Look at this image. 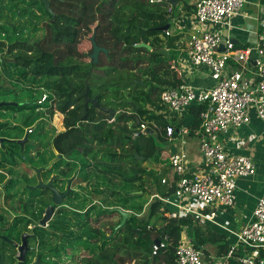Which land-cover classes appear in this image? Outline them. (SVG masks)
I'll return each mask as SVG.
<instances>
[{
  "label": "trees",
  "instance_id": "obj_1",
  "mask_svg": "<svg viewBox=\"0 0 264 264\" xmlns=\"http://www.w3.org/2000/svg\"><path fill=\"white\" fill-rule=\"evenodd\" d=\"M48 2L53 17L44 11L39 0H30L27 3V7L35 8L49 18L43 24V38L38 42L39 45L29 41H0V68L3 76L11 83H18L29 90L41 87L49 94L46 102L0 105V110L14 113L30 111L29 116L23 114L21 119L25 128L31 129L37 123L31 133L27 134L26 142L32 144L34 151H38L39 147L33 139L28 141L29 136L34 134L36 129H41V124L46 120L45 114L48 118L55 113L63 116L64 130L55 134L51 141L52 148L59 155L56 168L64 160L62 156L74 155L92 162H105L108 164L107 170L117 174L116 176H121L118 167L120 164L130 165L134 168L132 172L141 170L138 174L146 179L141 188L143 194L146 182H151L145 177L147 173H155L160 177V185L164 187L161 183L163 171L158 173L151 169L144 173L140 169L141 160H144L140 141L145 137L134 136L139 132L142 123L154 130V134L157 133L159 141H163V137L167 136V127L174 128L172 136L175 137L176 130L183 126L181 123L172 125L159 113L162 109L161 92L166 88L181 86L176 76L167 72L168 57L164 52V42L168 36L163 28H168L169 18L175 6L168 1L149 0H112L108 4L109 7H104V0ZM89 24H93L91 37L94 36L98 47L107 50V54H99L97 63H92L89 55L86 62L75 59V46L81 39L80 30H90ZM89 44L92 51L90 39ZM141 44L150 49L141 47ZM94 100L97 101L98 107L94 105ZM105 109L115 112L112 119ZM205 110V103L193 104L187 109L193 117L192 124L186 127L189 128L190 134L199 128L200 114ZM135 118L139 121L138 127H135ZM2 127L4 125L0 123V128ZM5 142L14 147L10 154L12 165H15L16 160L21 157L18 152L23 151L26 143L20 148L16 141ZM151 147L155 148L153 162H165L162 158L164 150L158 149L155 140ZM132 175L125 178L134 181L131 179ZM16 184L17 180L10 179L4 185L8 189H15ZM167 187L162 196L173 193L174 184L171 183ZM25 190L27 191V188ZM21 191L7 194L4 201L7 202L19 194H26ZM39 194L38 189H31L28 200L32 202ZM93 194L99 197L105 195L102 205L91 204L90 200L89 208L86 207L88 209L85 208L82 213H72L76 214L75 217L70 216L72 219L62 222L64 229L74 228L77 233L63 231L62 245L69 250L72 257L70 261L62 262L60 259V262L54 264H175V249L187 228L193 230L188 236L189 240L193 245L196 244V249L203 251L208 264H211V255L204 249L205 245L216 247V258L225 256L228 252L225 234L212 230V227L194 215L182 214L176 218L161 216L160 226L150 225L149 221L155 215L168 212L165 205L157 199L149 202L147 211L143 209V205L133 207L135 212H131L125 225L115 232L121 217L112 210L117 208L116 205L108 204L106 197L108 194L118 196L121 208L129 210L125 206L139 195L130 191L121 193L111 186L101 185L99 188L93 187ZM120 194L124 197L120 198ZM21 200L18 202V211L26 213L29 201L22 203ZM139 214L141 216L138 217ZM114 217L118 218L116 223L111 220ZM156 240L164 246L153 254ZM72 242L78 244L77 247L72 245Z\"/></svg>",
  "mask_w": 264,
  "mask_h": 264
},
{
  "label": "built area",
  "instance_id": "obj_2",
  "mask_svg": "<svg viewBox=\"0 0 264 264\" xmlns=\"http://www.w3.org/2000/svg\"><path fill=\"white\" fill-rule=\"evenodd\" d=\"M161 2L168 0H149ZM262 1L264 0H256ZM248 0H195L194 16L200 25L222 26L241 15ZM247 31V30H246ZM256 33V43L250 47L240 48L223 37L222 33L203 31L192 35L186 47L189 63L194 67H206L210 71L214 84L201 95L197 90L180 86L166 88L160 94L161 110L159 113L175 125L180 113L193 104L204 100L206 110L200 114V125L195 134L199 140V157L204 170L193 175H187L181 155H172L169 164L173 169L174 180L161 183L168 186L174 184L175 201L153 195L157 199L177 211L166 214L167 218H176L182 214H191L210 224H215L221 230L233 236L235 242L229 245L228 252L220 258H211V264H264V194L257 200L249 222L239 230H228L214 222L215 218L232 209L235 203L237 180L252 176L255 166L249 157L228 156L222 137L231 127H240L248 121V113L253 111L264 124V17L259 20V30ZM165 35L169 33L165 31ZM6 38L5 32H0V41ZM5 42V41H4ZM223 45V51L220 46ZM255 69L250 77L249 67ZM36 100L37 104L45 102L47 94ZM148 128L146 123L139 126V132ZM33 129H28L27 134ZM173 127H167L166 134L171 136ZM184 127L177 130V136L187 135ZM190 201L200 205L209 213L189 212L181 202ZM184 233V232H183ZM182 233L175 249V264H208L203 251L196 249L187 236ZM164 244L153 246L155 251Z\"/></svg>",
  "mask_w": 264,
  "mask_h": 264
},
{
  "label": "crops",
  "instance_id": "obj_3",
  "mask_svg": "<svg viewBox=\"0 0 264 264\" xmlns=\"http://www.w3.org/2000/svg\"><path fill=\"white\" fill-rule=\"evenodd\" d=\"M194 3L195 0H178L174 5L175 9L171 12L168 28L164 30V32L167 31L169 33V36L166 37L167 39H165L164 42V52L168 57L166 65L167 72H170L171 74L173 73V75L176 76V79L181 82V86L191 87L197 90L201 95H204V93H206V91H208L214 84L210 76V71L206 67L194 68L187 58L186 47L192 35H198L206 29L211 28H208L210 27L209 25H200L197 23L194 16ZM263 17L264 2L248 0L247 4L241 11V15L232 17L228 21V24L214 27H221V29H219L220 33H222V35L225 33L226 38L231 40L235 46L240 48L247 46L250 47L256 43L255 32L259 30V20ZM2 31L7 35L4 39L6 43L17 40L14 37L8 38L10 34L5 30ZM219 49L220 51H223V47L220 46ZM262 61L264 64V56ZM249 70L251 73L248 75L253 77L255 73L254 67L250 65ZM3 78L5 81L2 84V88L0 86V105L31 104L35 103L38 97L42 95L41 87H34L32 90H29L18 83H11L4 76ZM199 103H205V101L202 100ZM23 114L29 116L30 111L14 113L12 111L6 112L0 110V123H3L4 125V127L0 128V139H6V141H18L23 139L29 128L26 129V133L21 137H17L16 131L13 129L14 124L18 120H21L23 123V119H21ZM177 118L178 119L175 120V123H181L183 125L180 128L184 126V128H186L188 125H191L193 121V117L189 115L187 110L182 111ZM186 129L189 131V128ZM177 130L175 132V137L172 135L163 137V147L157 146L158 149L160 148L164 150L162 158L165 159V162L161 161L159 164L154 163V170L158 173L163 171V179H166L167 183L173 182L174 180L173 169L169 164V158L172 155H181L184 162L185 172L189 176L204 170L199 157V140L198 136L195 134L196 131L193 134L188 132L187 135L177 136ZM222 141L226 146L228 156L249 157L255 166V172L252 176L243 177L237 180L235 203L232 209L219 214L214 220L216 224L222 225L230 231H237L245 223L249 222L257 200L264 194V124L256 117L253 111H250L248 113L247 123L240 127H231L222 137ZM5 143L9 144L5 141L0 144V174L5 178V181L9 182L10 179H15L17 180L15 186L19 188L22 184V188H24V185L26 184L25 178L28 177L22 175L21 172L9 173V170L11 169L10 165L13 163L10 153H12L14 149H6ZM23 151L20 152V156H22L21 154L30 151V149L25 152ZM167 186L164 184V192L168 188ZM0 187L2 186L0 185ZM7 194L8 193L4 192V203H6L4 198ZM152 196L153 195L150 196V199ZM162 197L169 201H175L173 194ZM162 204L165 205V203ZM181 204L184 207H189V212H196L199 214L209 213L208 208L203 210L200 205L192 204L190 201L183 200ZM165 207L168 213L177 211L174 207L167 205H165ZM162 216L166 217V214H163ZM204 223L207 224V222ZM208 225L212 227V230L225 234L228 246L235 242L234 237L229 235L227 231L221 230L215 224L208 223ZM183 232V234L188 237L193 233V230L187 228ZM204 249L211 255V261V258L215 257L214 254L217 250L216 247L207 244L204 246Z\"/></svg>",
  "mask_w": 264,
  "mask_h": 264
},
{
  "label": "rangeland",
  "instance_id": "obj_4",
  "mask_svg": "<svg viewBox=\"0 0 264 264\" xmlns=\"http://www.w3.org/2000/svg\"><path fill=\"white\" fill-rule=\"evenodd\" d=\"M111 1L112 0H104V7H109L108 4ZM27 16L31 17L36 22H40L41 20L47 18L44 15V13L40 12V14H38V13H35L34 11L29 12L27 14ZM209 26L210 27H208V28H211V29H206L205 31L216 32V33L220 32L219 29H221V27H214L212 25H209ZM89 28H90V30L89 29H81L80 30V38L81 39L79 38L80 40L77 42V44L75 46V52L77 53V54H75V59H77L80 62H86V58L91 52L89 39H90L91 34H92L91 29L93 28V24H89ZM16 29L4 28L3 30L7 31L10 34V36L8 38H13V36H14V38L19 39V41H30V43H35L36 45L40 44V43H38L41 40V36H42V30L40 29V27H36L33 25V23H31V24L29 23L27 25H22L18 31H13ZM6 37H7V35H6ZM4 81L5 80L3 78V74H2V72H0V86H1V88H2V84ZM42 95H43V91H42ZM62 118H63L62 115L59 113H55L50 119H48V116H46L47 120L45 123L43 122L41 124V126H42L41 129L39 131H38V129H36L34 134H31L29 136V140H28L29 142L31 139H33L34 143H36L39 148H40V146H42L44 149L48 150L49 153L43 154L44 156L39 159L38 156L33 157V156H31L32 153L30 154L28 152L27 153L25 152L24 154H21L22 156L20 158H18V160H16L15 165H10L11 169L9 170V173L21 172L22 175H24L25 177H28V178H25V181H26V184L24 185L25 187L27 185L28 186H31V185L35 186L36 181H38L37 176H36V169L40 168V166H38V165L42 161L41 159L44 158V160H43L44 162H49L50 160L53 159V154L49 150L50 149L49 148L50 147L49 142L51 140L52 135H54L55 130H57L58 132H60V131L62 132L64 130L63 126H62ZM36 124L37 123H35L33 125L34 128H35ZM14 126H16L13 129L16 131L17 137H21L24 133H26L27 128L23 127V123L21 122V120H18L14 124ZM53 127L55 128V130ZM144 137H145V139L143 138L140 141V144L142 147L141 155H142V158L144 157V160L143 159L141 160L142 164H141L140 169H142V171L145 173V172H148L149 170L155 168V164L153 162V156H152L155 148L151 147V145L153 144V140H155L157 143V146H160V147H163L164 141H161V140L159 141L157 139V133L149 136L153 140L146 135H144ZM40 140H41V142H40ZM5 148L6 149H8V148L14 149L13 146H10L7 143H5ZM20 148H21V145H20ZM26 148L30 149L32 152L34 151V149H33L34 147L30 143H28V144L26 143V146L24 148L25 151L28 150V149L26 150ZM15 152H17V149H15ZM18 153H20V152H18ZM145 158L149 159V160H145ZM78 159H77L78 164L77 165L73 164V166H74L73 176L77 177V180L79 179L78 181L80 184L76 185V186H73V184H72V188L75 189L76 192L82 193L80 200L77 201V205L74 206L75 208L73 207L74 209L78 210V213L82 212V210H84L90 204V201H87L86 196L88 198L92 199L91 203H93V201H94L95 205H97V204L102 205L103 197H105V195L99 197L93 193L91 194V190H92L91 187L99 188V185L101 183L105 184L108 182L109 187L111 186L113 189H115V191H121V193H125L127 191H130L131 193L139 195L138 198H135L134 200L130 201L129 204L125 206L126 208L129 209V210H125V211L130 212V214H131V212H135L133 207L138 206V205H143V209L145 211H147V205L149 204V202H151L150 196L154 195V194L162 195L164 193V187L162 185H160V177H158L155 173L153 175H149L147 173V175L145 176L146 178L150 179L151 182L150 183L146 182L145 192L143 194L141 192V188H142L143 182L145 183L146 179L143 178L141 174H138V173H141V170H139L138 172L134 170V172H132L134 168L130 167V165L126 166V165L120 164V165H118V167L120 169L121 176H116L117 174H113V173L108 172L109 169L107 170L108 166H106V165L102 166V165H97L98 163H96L94 166V169H90L89 166H86V163H87V165H90V162H88L87 160L80 159V158H78ZM32 167H37V168L35 170H33ZM65 168L66 167L63 166L62 170L65 171ZM101 172H103L106 175L105 179L101 177V175H102ZM131 174H133L131 179H134V181L125 178L127 176H130ZM70 175L71 174H69L68 177ZM135 178H137V179H135ZM87 179H89V180H87ZM6 182L7 181H5V178L0 175V185L2 186L0 188V214H9V213H12L14 215L20 214V212L18 211L19 210L18 202L21 199H22L21 202L22 201L23 202L28 201L29 190H27L28 191V193H27V191L25 190L26 188L24 187L25 189L22 191L23 192L25 191V193H26L25 195H22V196H20V194L16 195L15 198H12L11 200L4 203L3 202L4 192L8 193V194H12L14 192L19 193L22 189V184L19 188L17 187L15 189H12V188L8 189L4 185ZM37 184H38V182H37ZM87 186H89V188ZM115 193H118V192H115ZM119 197L120 198L124 197V195L120 194ZM117 199H118V196H113V195H109V194L106 197L108 204L116 205L117 208H121L122 204ZM30 205H32L30 208L27 207L25 209L26 213H31V214L32 213L33 214L40 213V211H38V209H36V206L33 207L34 200L32 201V203H30ZM139 216H141V215L139 214L138 217ZM161 216H162L161 213L155 215L153 218H151V220L149 221V224L152 226H160ZM111 220H112V222L116 223L118 218L114 217ZM103 221H107V220L103 219ZM80 222H82V218H80ZM9 223L10 222H8V224ZM12 224H14V221ZM74 242H72L73 243L72 245L77 247L78 244H76ZM79 252H80V250H78V254H79ZM61 254L63 255V258H61L62 262L69 260L72 257V254L69 253V250H66V251L62 250ZM45 262H46V264H51L49 259H46Z\"/></svg>",
  "mask_w": 264,
  "mask_h": 264
},
{
  "label": "flooded vegetation",
  "instance_id": "obj_5",
  "mask_svg": "<svg viewBox=\"0 0 264 264\" xmlns=\"http://www.w3.org/2000/svg\"><path fill=\"white\" fill-rule=\"evenodd\" d=\"M29 1L30 0H0V32H3L2 30L4 28H17L13 31H18L22 25L33 23L34 26L40 27L43 36V24L46 23L49 18L45 15L47 17L46 19L36 22L31 17H28L27 14L31 11L40 14V12L35 8L27 7V3ZM42 8L44 9L43 6ZM42 36L41 39L43 38ZM45 93L47 96L49 95L47 92ZM46 116L48 115L45 114V118ZM46 120L44 119L45 122ZM57 133L59 132L55 130L54 135H52L49 142V150L53 154V159L49 162H44V158H42V161L38 165L40 168L38 169H43L39 174L41 183L44 186H47L50 183L51 188L61 196L60 203L56 205L53 202V193L51 190L46 188H37L38 181H36L35 186H26L27 190L29 191L33 188L40 191L39 197L34 199L33 205V207L36 206V209H38L40 213H20L16 215L12 213L0 214V264H19V248L23 244L24 259L22 264H46V259H49L51 264L60 262L58 260H60L63 256L61 254L62 250H67V248L65 246L63 247L62 245V237L64 235L63 231L66 233H77V230L74 228L64 229L62 227V222L72 219L70 216L75 217L76 214L72 213H78V210L74 209V206L77 205V201L80 200L82 193L76 192L75 189L72 188V184L73 186L80 184L78 181L79 179L77 180V177L73 176V164H78L77 161L79 160V157L74 155H64L61 157L64 160L61 161L60 166L58 168L55 167L56 162L59 161V155L52 148L51 141ZM27 152L30 154L32 153L31 156L33 157L38 156L39 159L44 156L43 154L49 153V151L44 149L42 146H40L38 151L32 152L30 150ZM83 160L90 162V165H87L86 163V166H89L90 169H94L96 163H98L97 165L102 166L108 165L105 162H92L87 158H84ZM63 166L66 167L65 171L62 170ZM36 168L37 167H32L33 170ZM101 173V177L105 179L106 175L103 172ZM69 174L71 175L68 177ZM100 185L109 187L108 182L105 184L101 183ZM87 187L89 188V186ZM91 189L92 194L93 187H91ZM86 198L89 199L87 201L91 200L92 202V199L88 198L87 196ZM28 201V208H30L32 206L30 203L32 202H30V200ZM91 204H94V201ZM49 208H52V215L45 221L44 224L41 225V221L46 216ZM13 221L14 224H12ZM8 222L10 223L8 224Z\"/></svg>",
  "mask_w": 264,
  "mask_h": 264
},
{
  "label": "water",
  "instance_id": "obj_6",
  "mask_svg": "<svg viewBox=\"0 0 264 264\" xmlns=\"http://www.w3.org/2000/svg\"><path fill=\"white\" fill-rule=\"evenodd\" d=\"M178 0H168V2L171 4V5H175L177 3ZM40 2L42 3L43 7H44V10L48 13V14H51L52 17H53V14H52V10L50 8V5H49V2L48 0H40ZM167 27H164L163 30H166ZM224 37H226V34L224 33L223 34ZM90 43H91V46H92V51L91 53L89 54V58L92 60V63H97L98 61V56L100 53H104V54H107V50L104 49V48H101V47H98V45L96 44L95 42V39H94V36L90 38ZM34 45H36L34 43ZM141 47H146L147 49H150L148 46H146L145 44H141L140 45ZM221 47H223V45H221ZM224 48V47H223ZM89 101V99L87 100V102ZM94 105L98 107V104H97V101L94 100L93 101ZM103 109V108H101ZM104 110V109H103ZM109 114H110V119L114 117L115 115V112L113 110H106ZM139 126V121L137 118H135V127H138ZM140 135H146V136H151V135H154V130H152L151 128H147L144 133H141V132H137L135 133V136L134 137H137V136H140ZM27 133L25 134V136L23 137V139L21 140H18L16 141L19 145L23 146V144H25L27 142ZM4 141H6V139H0V144H2ZM136 157H138L136 154H135ZM140 158V157H139ZM43 169H36V176H37V179H38V186L37 188H46V189H49L52 191L53 193V202L58 205L60 203V200H61V196L57 194V192L51 188V185L50 183L47 185V186H44L41 181H40V177H39V174L40 172L42 171ZM113 211H116L117 213H119L120 217H121V220H120V223L118 224V226L115 228V232L122 228L127 219L129 218L130 216V212L128 211H125L121 208H114L112 209ZM52 215V208H49L46 216L44 217V219L41 221V225L45 223V221ZM155 245H159L160 244V241L159 240H156L154 242ZM196 244H194L195 246ZM19 257H18V262L19 264H22L23 262V259H24V244L19 248Z\"/></svg>",
  "mask_w": 264,
  "mask_h": 264
},
{
  "label": "clouds",
  "instance_id": "obj_7",
  "mask_svg": "<svg viewBox=\"0 0 264 264\" xmlns=\"http://www.w3.org/2000/svg\"><path fill=\"white\" fill-rule=\"evenodd\" d=\"M41 96V95H40ZM36 103V102H35ZM168 136V135H167Z\"/></svg>",
  "mask_w": 264,
  "mask_h": 264
}]
</instances>
